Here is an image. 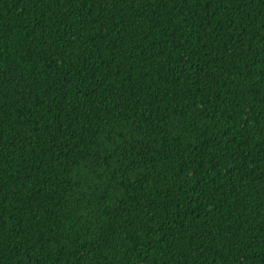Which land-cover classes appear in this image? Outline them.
<instances>
[{"label":"trees","instance_id":"1","mask_svg":"<svg viewBox=\"0 0 264 264\" xmlns=\"http://www.w3.org/2000/svg\"><path fill=\"white\" fill-rule=\"evenodd\" d=\"M0 264H264V0H0Z\"/></svg>","mask_w":264,"mask_h":264}]
</instances>
